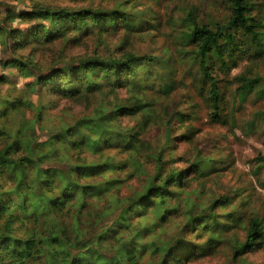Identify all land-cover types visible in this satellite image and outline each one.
Wrapping results in <instances>:
<instances>
[{"label": "trees", "instance_id": "obj_1", "mask_svg": "<svg viewBox=\"0 0 264 264\" xmlns=\"http://www.w3.org/2000/svg\"><path fill=\"white\" fill-rule=\"evenodd\" d=\"M31 1L32 6L20 17L34 23L33 26L27 34L8 36L16 49L31 43L46 45L55 40L73 46L95 30L96 35L101 36L107 30L123 28L131 32L136 29L133 24L135 14H126L122 7L103 10L78 6L88 5L92 0ZM61 1L66 5L58 6ZM223 1L229 12L225 22L215 28L199 26L195 17L188 14L189 29L182 37V46L192 47V59L199 74L209 84L206 106L211 111V119L217 122L221 120L222 97L216 72L235 68L237 59L250 61L253 51L255 60L264 58V17L257 14L254 0ZM2 37L5 39V32L0 25V46ZM156 63L157 59L153 57L129 52H118L105 59L96 55L79 64L57 65V68L35 76L34 83L61 99L79 101L101 95L106 90L104 96L115 94L122 88L132 91L135 98L137 90L150 87L144 86L140 74L145 72L147 80L153 79L150 68ZM235 79L241 98L251 93L261 81L249 70ZM137 102L107 106L97 110L94 120L73 126L60 125L51 131V128L45 131L41 126V112L31 124L18 123L12 129L0 124V264H185L214 251L225 232L236 224L234 216L217 217L210 210L204 212V206L190 202L189 198L183 201L182 210L179 207L180 198L187 195L190 184L203 185V180L213 172V162L201 157L175 160L172 153L176 137H172V133L176 127L171 124L166 126L164 143L150 150L144 144L140 145L138 133L120 130L116 121L121 118L140 113L148 115L152 105ZM12 103L5 106L1 102L0 118L7 117V108ZM12 105L14 109L26 106L20 102ZM175 117L182 121L184 115L177 112ZM162 120V116H158L155 121ZM36 124L44 140L34 143L31 135L36 133ZM110 151L131 156L116 161ZM142 151L153 163V174L144 176L139 191L122 196L120 190L126 179L143 175L136 159ZM180 163L183 168H177ZM129 167L130 171L126 172ZM109 195L114 196L118 207L117 219L111 220L104 212L99 224L103 216L94 205L97 199ZM200 207L202 212L195 215ZM147 214L153 215L161 225L180 215L185 223L176 238L152 242L148 246L141 240L153 232L156 223L149 229H140L141 222L132 223L134 218L141 221ZM92 217L98 218L91 222ZM105 222L110 223V228L101 231ZM86 227L93 233L97 231L94 240L87 236ZM131 229L134 234L130 242L125 243L115 236L113 253L106 256L102 252L100 241L118 231ZM205 236L208 237L207 244L194 242ZM262 241V224L251 219L246 239L244 243L236 244L232 258L237 260L253 251ZM148 252L150 258L145 260Z\"/></svg>", "mask_w": 264, "mask_h": 264}, {"label": "rangeland", "instance_id": "obj_2", "mask_svg": "<svg viewBox=\"0 0 264 264\" xmlns=\"http://www.w3.org/2000/svg\"><path fill=\"white\" fill-rule=\"evenodd\" d=\"M254 3L257 14L264 17V0H254ZM32 4L31 0H0V25L5 32V39L2 37L0 46V106L1 102L8 106L10 101L15 105L19 102L26 105L18 107V110L11 104L7 108V117L0 118V124L7 129L17 127L18 123L31 124L34 118H38L37 113L41 112V126L45 131L49 128L51 131L60 125L73 126L86 120H94L97 110H103L107 106L133 104L137 100V104H151L152 107L147 109V116L145 113L134 117L125 116L116 121V126L126 133H138L140 145L144 144L149 150L164 143L168 124L176 127L172 133V137H176L172 153L175 160L201 157L213 162V172L203 180V185L191 183L186 190L187 195L180 198V210L184 207L183 201L189 198L190 202L204 206V212L210 210L217 217L232 215L236 223L225 232L210 255L186 261L185 264H264V241L237 260L232 258L236 244H242L246 239L251 219L259 220L264 230V58L255 60L253 51L250 61L237 59L235 68H230L228 72H216L222 97L221 120L217 122L211 119V111L206 106L209 84L199 74L198 66L192 59L193 49L191 46H182V37L189 29L187 15L192 14L199 26L215 28L217 24L225 22L229 15L224 1L92 0L88 5L78 6L103 10L122 7L126 14H135L133 24L136 29L131 32L123 28L107 30L101 36H97L95 30L73 46L55 40L46 45L31 43L16 49L13 47L14 41L8 39V36L28 33L34 23H28L20 14ZM65 5L62 1L58 3V6ZM118 52L157 59V63L150 68L154 80H147L145 72L141 73L144 86L150 87L137 90L135 98L132 91L122 88L115 94L106 93L104 96L106 90L97 95L99 97L91 95L79 101L61 99L34 83L35 76L57 68L60 64H79L96 55L105 59ZM248 70L261 81L251 93L241 98L238 93L239 83L235 78ZM177 112L183 113L182 121L176 119ZM158 116H162L163 120L157 123L155 120ZM35 128L36 133L33 137L31 135V141H43L44 135L38 132L37 124ZM142 152L136 159L143 175L127 178L120 190L122 196L131 191H139L145 180L144 176L153 174V163ZM110 154L116 157V161L131 156L118 155L115 151H110ZM183 166L180 163L177 168ZM113 197L109 195L97 199L94 208L103 216L99 224L104 218V212L111 220L117 219L118 207ZM212 205L214 206L211 208ZM201 212L202 207L197 208L195 215ZM97 218L92 217L91 222ZM137 222L142 224L138 226L140 229H149L156 223L157 227L153 232L144 235L141 240L149 246L152 242H166L176 238L185 219L181 215L175 216L161 225L153 215L147 214L141 221L138 217L132 220L134 225ZM105 224L106 222L101 226V231L110 228V223ZM85 229L87 236L94 240L96 236L93 235L97 231L93 233L89 227ZM133 234L132 229L118 231L100 241V248L106 256H110L115 249V236L128 243ZM207 239L205 236L194 242L204 241L207 244ZM149 258L148 252L145 260Z\"/></svg>", "mask_w": 264, "mask_h": 264}]
</instances>
